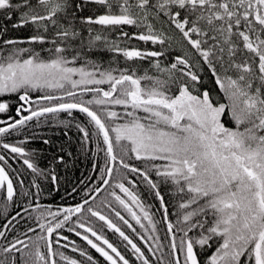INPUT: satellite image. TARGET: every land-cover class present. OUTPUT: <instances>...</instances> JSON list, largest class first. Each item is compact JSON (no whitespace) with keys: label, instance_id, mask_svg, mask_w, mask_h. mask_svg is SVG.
<instances>
[{"label":"snow or ice","instance_id":"snow-or-ice-1","mask_svg":"<svg viewBox=\"0 0 264 264\" xmlns=\"http://www.w3.org/2000/svg\"><path fill=\"white\" fill-rule=\"evenodd\" d=\"M0 264H264V0H0Z\"/></svg>","mask_w":264,"mask_h":264},{"label":"trees","instance_id":"trees-1","mask_svg":"<svg viewBox=\"0 0 264 264\" xmlns=\"http://www.w3.org/2000/svg\"><path fill=\"white\" fill-rule=\"evenodd\" d=\"M58 202V201H57Z\"/></svg>","mask_w":264,"mask_h":264}]
</instances>
